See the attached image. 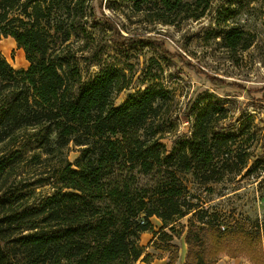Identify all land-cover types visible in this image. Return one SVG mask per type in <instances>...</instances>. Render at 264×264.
<instances>
[{
  "label": "trees",
  "instance_id": "obj_1",
  "mask_svg": "<svg viewBox=\"0 0 264 264\" xmlns=\"http://www.w3.org/2000/svg\"><path fill=\"white\" fill-rule=\"evenodd\" d=\"M97 1L0 0V39L14 38L29 62L16 69L0 55V264L149 263L139 244L148 231L155 247L170 251L167 264H176L173 223L190 213L184 264H217L223 256L264 264V227L223 222L190 187L212 191V182L248 166L247 157L234 164L236 138L221 132L227 109L218 100L217 108L198 110L190 134L168 148L170 91L149 85L117 105L132 76L90 55ZM130 1L165 24L185 5V17L201 18L213 2ZM116 33L121 44L134 40ZM222 33L231 51L255 40L238 25ZM78 39L85 44L75 46ZM92 61L100 70L90 74ZM153 216L163 222L159 231Z\"/></svg>",
  "mask_w": 264,
  "mask_h": 264
},
{
  "label": "rangeland",
  "instance_id": "obj_2",
  "mask_svg": "<svg viewBox=\"0 0 264 264\" xmlns=\"http://www.w3.org/2000/svg\"><path fill=\"white\" fill-rule=\"evenodd\" d=\"M191 7L195 10L194 4ZM187 9L185 5L174 24H165L134 11L130 0H98L96 17L88 23L95 39L90 55L127 68L132 76L131 86L116 96L117 105L130 92L149 85H161L170 91L172 99L164 109L175 123V134L167 133L168 138L163 140L168 148L176 137L190 134L198 110L217 108L216 102L221 100L227 109V118L219 123L221 132L236 138L233 162L236 165L247 157L248 166L239 175L227 173L220 181L212 182V191L196 183L190 187L203 206L216 212L223 222H259L264 227V0H213L210 9L198 19L185 17ZM224 18L228 20H218ZM232 25L242 26L255 36L250 48L231 51L224 46L222 32ZM116 31L134 40L125 45L116 42ZM81 44L85 41L78 39L75 46ZM0 55L16 69L29 65L25 51L12 37H1ZM91 65L90 74L100 70L95 61ZM78 154L73 147L70 160ZM191 216L192 213L173 223L176 231L172 242L179 252L176 264L186 260L185 235ZM151 220L153 231H159L162 220L156 216ZM164 230L171 232L169 226ZM153 239L152 231L141 234L139 244L151 256L149 263L136 264H167L170 251L155 247ZM218 262L251 264L244 257L229 256Z\"/></svg>",
  "mask_w": 264,
  "mask_h": 264
},
{
  "label": "crops",
  "instance_id": "obj_3",
  "mask_svg": "<svg viewBox=\"0 0 264 264\" xmlns=\"http://www.w3.org/2000/svg\"><path fill=\"white\" fill-rule=\"evenodd\" d=\"M153 233V232H152ZM217 264H220V262H218Z\"/></svg>",
  "mask_w": 264,
  "mask_h": 264
},
{
  "label": "bare ground",
  "instance_id": "obj_4",
  "mask_svg": "<svg viewBox=\"0 0 264 264\" xmlns=\"http://www.w3.org/2000/svg\"><path fill=\"white\" fill-rule=\"evenodd\" d=\"M14 39V38H13ZM14 41H15V39H14Z\"/></svg>",
  "mask_w": 264,
  "mask_h": 264
}]
</instances>
